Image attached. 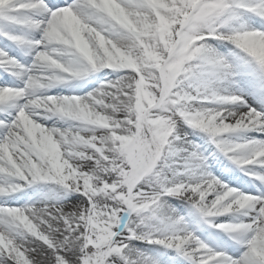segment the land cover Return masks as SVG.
<instances>
[{"label": "snow or ice", "instance_id": "obj_1", "mask_svg": "<svg viewBox=\"0 0 264 264\" xmlns=\"http://www.w3.org/2000/svg\"><path fill=\"white\" fill-rule=\"evenodd\" d=\"M0 264H264V0H0Z\"/></svg>", "mask_w": 264, "mask_h": 264}]
</instances>
